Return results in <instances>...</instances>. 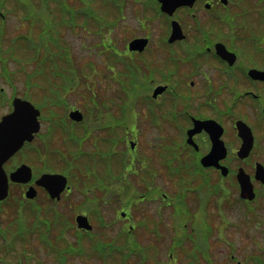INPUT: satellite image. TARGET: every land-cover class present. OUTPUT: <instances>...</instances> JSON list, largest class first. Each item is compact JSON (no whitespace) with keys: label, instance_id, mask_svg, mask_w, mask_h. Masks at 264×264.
<instances>
[{"label":"rangeland","instance_id":"obj_1","mask_svg":"<svg viewBox=\"0 0 264 264\" xmlns=\"http://www.w3.org/2000/svg\"><path fill=\"white\" fill-rule=\"evenodd\" d=\"M4 1L5 6L2 10L7 8L8 0ZM9 1L11 3L8 4V11H4L6 19L3 22L0 21V26L4 30L1 39L2 49H0V104L4 102V96L6 98L11 94L21 96L31 90H25L27 80L30 78V76L26 78V75L30 72L39 76L38 79L30 80L31 88L37 90L31 91L33 95L32 98L30 97V101L35 106L41 108L45 100L61 97V105L51 106L55 110L53 118L47 113L49 102H45L46 112L43 115L39 135L25 147L24 151L13 156L10 164L17 165L25 161L35 170L43 166L56 171H65L67 166L75 170L73 172L67 170L71 173L69 176L71 191L58 204L49 201L44 193H40L35 205L32 203L25 207V203L18 200L21 198L19 193L15 192L0 206L4 210L0 214V231H2L0 236L1 242L5 244V246L0 245V264H106L101 255L99 256V249L100 245L106 244V241H103L105 237L112 235L110 232L112 229H102L99 221H109L108 224L113 227L119 223V216L115 214L117 210V212L128 211L130 215L138 219H140L139 215H143L145 219L150 214V210L147 211L149 186L165 190L166 181L170 178L172 182L175 180L174 177H166L163 172L167 169L161 162L164 163L170 158L179 168L180 163L175 160L178 156L174 154H183L185 150L175 137H173L174 141L169 140L176 130L166 125H153L150 122L145 108L146 103L139 97V93L132 97V102L129 95V89L132 86V75H130L132 70L127 43L132 40L133 35L141 37L151 35L154 41L155 34L162 33V30H157L166 27V24L164 25L163 18L158 17L156 11L150 8L152 5H146L150 3V0H117L115 4L112 3V6L107 4L111 3L107 0H83V3L80 0H52L48 7H42L39 2L37 7H32L33 10L18 8L13 0ZM28 2L30 3V0ZM32 4L35 3H30V6ZM240 5L238 15L245 17V21L251 26L258 21L259 26L264 29L261 22L264 21V0H245L241 1ZM87 7L91 8L89 17L84 14ZM35 11L39 13L37 21L41 18L47 20L45 24L49 22L52 26L57 24V36L64 42L59 43L57 40L56 70H53L52 63L49 60H43L44 57L41 55L38 59L33 54L34 62L30 63L31 46L27 41L22 40L18 42L17 48L14 47L13 42L20 35L31 34L33 36L31 41L38 43L37 38L42 32L41 24L34 21L31 24L24 17L27 12L34 14ZM94 14L98 17V21ZM104 44L109 46L105 48ZM48 55L52 54L48 52ZM52 75L54 77H51ZM78 75H81L79 80ZM64 76L68 77L63 78ZM90 97H94V101L103 106L99 110L94 108ZM67 105H76L77 108L82 109L87 118L85 124L91 131L78 145H76L78 140L67 143L65 137H61L59 132L50 130L54 123L60 124L59 117H66L69 111ZM6 106V104L0 106V115L6 111ZM100 111L102 114L99 113ZM62 125L68 127L72 134L68 124ZM85 130L86 128L83 130L80 128L79 132L76 131V136ZM131 131L137 134L134 151L128 148V139H132L131 135L135 139ZM49 132L51 134L54 132L52 139L47 136ZM45 137L48 138L47 141ZM96 138L98 139L96 145L100 144L98 147L92 143ZM73 139H75L74 136ZM70 140L66 141L70 142ZM87 152H90L86 155L89 158L84 163V153ZM115 154L118 160L113 157ZM121 160H126L127 163L133 160L134 165H137L138 174H127V178L120 181L121 174L125 173ZM86 166H90L88 170ZM179 170L182 169L179 168ZM155 172L156 174H153ZM171 181L168 182V187H172ZM83 186L84 189H88V192L82 191ZM91 186H93L92 189H90ZM102 188L107 190L101 191ZM101 199L104 201H100ZM18 201H20L21 209H18L16 205ZM132 202L137 204L132 205ZM31 207L37 208L34 211L42 208L43 212L53 207L73 226H75L76 215L84 212L90 225L94 226V230L96 229L91 236L95 235L99 242L94 238H85L86 236L77 242L70 237L58 241L59 238L52 230L53 224L47 228V230L51 229L49 238L44 237L45 226L34 229L30 226L23 227L22 224V227L20 226L22 235L19 233L18 235L17 222L22 221L23 217L30 218L29 213L33 216V212H29ZM25 208L29 211L23 216ZM43 212L41 214L45 217ZM46 214L50 215V212ZM35 217L37 215L34 213ZM257 217L258 212L252 211V216L244 217L247 221H242L239 228L233 231V244L238 246L237 253L233 254L242 264H254L252 255L260 257L261 264H264V250L259 253L255 250L256 244L263 245L264 224L257 225L250 220H257ZM214 220L218 219L215 217ZM192 226L198 229L197 226L188 222L185 227L186 233H195H192ZM32 229L37 232L31 233ZM261 229H263L262 232ZM23 235L28 236L26 238ZM22 236L24 238L20 239ZM56 241H58L57 250L52 252L50 250H54L52 246ZM69 244L71 246L74 244L73 255H67ZM23 251L29 255L28 258L17 254ZM167 259L166 252L160 250L157 255L152 254L148 259L140 260L138 257L135 260L136 264L140 262L141 264H165ZM179 263L186 264V260L180 257Z\"/></svg>","mask_w":264,"mask_h":264},{"label":"flooded vegetation","instance_id":"obj_2","mask_svg":"<svg viewBox=\"0 0 264 264\" xmlns=\"http://www.w3.org/2000/svg\"><path fill=\"white\" fill-rule=\"evenodd\" d=\"M241 1L245 0H186L172 15L160 13L166 27L157 30L162 33H156L154 41L153 36L146 35V46L129 52L131 102L139 93L145 99L150 122L176 130L169 140L175 137L185 150L176 159L182 170L176 166L177 170L163 172L175 180L168 179L163 191L159 187L149 189L150 214L145 219L125 211V216L118 215L119 223L113 227L103 220L100 227L112 229L99 252L104 263L136 264L138 257L148 259L161 250L168 256L165 264H180V257L186 264H242L233 254L238 249L233 244L234 229L247 221L244 217L252 216V211H257L258 217L250 220L264 224V181L255 175L256 164L264 167V159L260 160L264 158V29L258 21L251 26L238 15ZM173 22L178 24L179 37L169 41ZM137 37L140 36L133 35L132 39ZM197 123L210 125L212 132L195 127ZM68 124L82 123L69 120ZM239 125L245 128L247 140L251 138L252 148L244 157H239ZM215 142L220 150L209 164L202 163ZM22 163L25 162L19 164ZM242 172L251 185L247 192H242L238 182ZM35 173L27 183H11L9 195L18 192L19 200L37 203L40 188L35 187V198L25 196L39 177ZM170 181L172 187H168ZM70 191L71 187L61 193L57 202ZM44 195L50 201L45 191ZM28 222L63 225L52 229L59 240L60 230L69 237L75 232L77 240L94 232V226L91 231L76 225L68 228L73 225L70 221ZM188 222L198 227H191L194 234L186 233ZM34 229L30 232L36 233ZM56 243L50 251L57 250ZM262 244H256L257 253L264 250V237Z\"/></svg>","mask_w":264,"mask_h":264},{"label":"water","instance_id":"obj_3","mask_svg":"<svg viewBox=\"0 0 264 264\" xmlns=\"http://www.w3.org/2000/svg\"><path fill=\"white\" fill-rule=\"evenodd\" d=\"M161 5L162 11H168L171 13L182 0H158ZM178 33L175 29L173 31V37ZM146 39H135L128 44V49L132 50L134 48H141L146 44ZM260 74V73H259ZM13 111L4 116L0 122V200L4 199L8 193V183L7 177L3 170V164L13 156L23 145L25 141H30L32 139V134L37 132L39 129V122L37 117L39 116V111L28 101L21 99H14L13 101ZM70 117L79 121L81 120V115L78 111L70 113ZM243 139V145L241 147V157L247 155L251 148L250 140H247L246 133L241 130L240 133ZM130 147H134V143L130 142ZM218 149V147H215ZM205 164H209L205 162ZM262 167H257V176L259 177L263 172H261ZM260 172V173H259ZM21 177H25L23 181H28L30 178V169L26 166L19 167L16 171L10 174V179L12 181H21ZM243 192H247L250 188L247 177L245 175L238 177ZM66 178L63 175H43L36 183L45 187L51 194V197L59 196V193L66 187ZM28 197L34 196V191L28 190ZM79 227L90 228L87 220L85 218L77 219Z\"/></svg>","mask_w":264,"mask_h":264},{"label":"trees","instance_id":"obj_4","mask_svg":"<svg viewBox=\"0 0 264 264\" xmlns=\"http://www.w3.org/2000/svg\"><path fill=\"white\" fill-rule=\"evenodd\" d=\"M108 1V0H107ZM111 3H107L108 5H110V6H112V3L113 4H115L116 2H117V0H109ZM115 9V8H114ZM120 12V11H119ZM90 13H91V8H86V10L84 11V14L86 15V16H90ZM94 17L96 18V16H95V14H94ZM97 19V21H98V17L96 18ZM31 56H30V58L29 59H32V53L30 54ZM34 55H35V53H34ZM52 65H53V63H52ZM123 140H125V137H123ZM121 162H123V169H124V171H125V173L124 174H121V178H120V176H119V178H120V181L121 180H125L126 178H127V174L128 175H130V174H132V173H135V172H137V165L135 164L134 165V162H126V160H124V161H122L121 160ZM128 164V165H127ZM141 165H143V163H141ZM125 184V183H124ZM2 213V209L0 208V214ZM21 222L20 221H18L17 222V229H18V232H17V234L19 233L20 235H22L21 234V230H20V226H21ZM1 228V227H0ZM2 234V231H0V235ZM18 234V235H19ZM0 238H1V236H0ZM4 238V237H3ZM24 237L22 236L20 239H23ZM1 240H2V238H1ZM0 245H3V246H5V244L4 243H2L1 241H0ZM12 251H14V250H12Z\"/></svg>","mask_w":264,"mask_h":264}]
</instances>
